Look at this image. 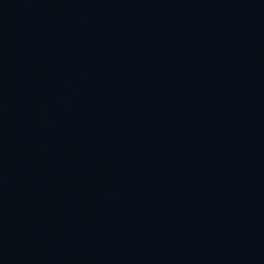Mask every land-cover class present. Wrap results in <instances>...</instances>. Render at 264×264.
Listing matches in <instances>:
<instances>
[{"label":"water","instance_id":"water-1","mask_svg":"<svg viewBox=\"0 0 264 264\" xmlns=\"http://www.w3.org/2000/svg\"><path fill=\"white\" fill-rule=\"evenodd\" d=\"M0 264H264V0H0Z\"/></svg>","mask_w":264,"mask_h":264}]
</instances>
